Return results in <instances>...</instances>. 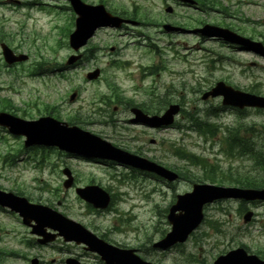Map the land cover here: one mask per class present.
Masks as SVG:
<instances>
[{"label":"rangeland","instance_id":"1","mask_svg":"<svg viewBox=\"0 0 264 264\" xmlns=\"http://www.w3.org/2000/svg\"><path fill=\"white\" fill-rule=\"evenodd\" d=\"M20 1L31 4L0 0V29L11 44L19 47L17 51L31 56V60L13 71L6 70L0 62V110L6 103L3 98H10L16 108L7 111L26 119L45 115L49 104L57 106L52 110L59 111L61 121L80 109L91 116L80 127L171 170L174 166L184 167L195 176L202 175L200 166L175 154V150L184 149L206 158L223 171H230L231 176L252 170L249 175L258 174V183L264 182L261 177L264 172L254 164V157L223 152L225 128L236 125L239 119L246 125L253 123V135L258 134L264 140V110L247 109L239 118L234 109L218 110L222 106L220 98H201L217 80L264 95V58L229 48L217 40L203 42L188 31L202 21L232 26L264 41V0H216L220 5L215 0L212 4L195 0L200 9L164 0H84L102 3L110 11L123 12L141 24L119 30L98 29L83 48L82 61L64 70L66 77L57 68L66 65L67 57L73 53L68 34L73 29L74 13L68 1ZM167 4L173 7L171 13L165 11ZM163 23L185 30L166 32L162 30ZM39 63L42 67L57 64V68L35 74L34 66ZM95 68L100 69L99 77L87 81L86 72ZM114 84L135 102L146 98L147 93L167 95L164 107L179 102L184 113L206 118L214 125L213 134L202 135L196 130L176 127L152 130L134 126L126 122L130 115L124 107L113 111L117 125L96 123L105 120V106L99 98L114 97ZM73 90L78 95L71 102L68 97ZM159 106L160 103L156 104V109ZM206 110L215 111L216 115L204 117ZM151 140L155 142L150 143ZM45 150L26 149L23 137L0 128V188L22 192L33 202L51 206L111 244L136 248L139 256L155 264H211L218 255L240 246L264 259V203L243 206L237 200H218L208 204L203 221L188 240L163 252L152 248V243L170 229L166 219L169 205L177 194L190 191L192 183L200 181L184 178L167 183L126 165L99 163L55 148ZM64 167L71 170L77 186L95 183L109 191L113 196L111 207L96 211L77 196L73 187L65 189ZM246 209L253 212V218L244 223L242 215ZM34 240L35 235L16 214L0 210V264H30L34 257L39 258L38 264H65L68 256H78L82 264H103L95 253L73 243L58 239L40 245Z\"/></svg>","mask_w":264,"mask_h":264},{"label":"water","instance_id":"2","mask_svg":"<svg viewBox=\"0 0 264 264\" xmlns=\"http://www.w3.org/2000/svg\"><path fill=\"white\" fill-rule=\"evenodd\" d=\"M69 1L77 14L75 28L69 35V45L75 51L86 44L97 27L103 25L120 26L124 21L118 16L111 15L101 4L89 5L81 0ZM167 10L170 11V8ZM165 28L169 29L168 26H165ZM195 31L206 36H221L231 42H239L248 45L254 51L264 53L260 42H251L243 39V37L225 28L205 24L202 28ZM2 48L5 59L8 62L21 59V57H12L10 50L5 45H2ZM79 57V55H71L67 63L71 64ZM98 74L99 70L96 69L93 72H89L87 78L94 79ZM217 95L223 96V104L264 108V97L234 90L221 81L217 82L211 90L205 92L202 97L207 98L208 96ZM74 96L75 93L70 96V99H73ZM131 111L135 115L132 119L133 122H140L150 126H161L172 123L174 115L179 111V106L176 104L170 105L160 116H148L138 108H132ZM0 125L7 127L13 134L25 135V146L35 144L58 146L60 149L71 153L87 157L107 158L119 163L129 164L154 172L169 181L177 177L176 173L155 162L116 148L95 134L85 131L76 125L68 126L66 123L57 121L50 116L40 117L36 120H25L6 112H0ZM63 172L67 176L64 181V187L68 188L71 186L73 178L68 169H64ZM76 193L94 207L104 208L110 201L109 194L98 185L76 188ZM220 198L264 201V188L243 189L208 183L194 184L191 192L177 195L176 201L169 207L167 219L171 225V230L159 241L155 242L153 246L166 249L177 242L185 241L188 234L200 223L203 217V205ZM0 205L17 211L22 216L23 223L32 227V233L43 237L39 239L42 243L55 238V234L45 230L46 228H51L58 230L59 235H62L65 241H75L78 244L84 243L87 246V250L96 251L100 254L106 264H152L141 259L134 249L121 248L109 244L99 239L80 223L67 218L50 207L30 203L25 197L0 190ZM251 216L252 212H246L243 216L244 222L249 221ZM32 220L34 224H31ZM31 263L35 264L36 260H31ZM67 263L73 264L74 262L67 260ZM212 264H264V260H260L255 255H249L244 248L238 247L218 256Z\"/></svg>","mask_w":264,"mask_h":264},{"label":"trees","instance_id":"3","mask_svg":"<svg viewBox=\"0 0 264 264\" xmlns=\"http://www.w3.org/2000/svg\"><path fill=\"white\" fill-rule=\"evenodd\" d=\"M115 95L116 98L119 97L117 92ZM165 99L166 98L164 97L160 98L159 110H162L165 106V104H162L163 102H165ZM150 109L159 111L158 108L156 109V105L152 106V108ZM181 113H183L182 116H185L190 123L197 125L201 131H210V133L213 134L212 126H209V129L207 130L203 129L201 125H203L204 122L198 115L187 114V112L184 113V110H182ZM68 121L77 123L85 121V118L80 114L79 111H77L75 114H71L68 116ZM253 129V123H250V125H246V123L242 121H239L237 126L228 129L223 152L227 155L232 156L247 155L249 158L252 156L256 160L254 164L260 166L261 170L264 172V140H262L258 134H255V139H252L250 135L253 134ZM175 151H177L175 152V154L180 158L187 160L192 165L200 166V168L203 170L201 176H195V174H191L190 171L188 169H184V167L179 168L174 166V169L179 172L180 177L189 178L191 180L194 179L197 181H209L215 183L230 182L236 183V185L247 187H256L259 186L257 184H264V182L258 183L260 181L258 180L260 179L258 174H256L255 177H251V175H249L251 174L252 170H248L247 172L240 171L242 172V174L231 176L229 174L230 171H223L218 165L207 162L206 158L202 156L196 155L184 149H177ZM188 173L190 175H188ZM261 177L264 179L262 175Z\"/></svg>","mask_w":264,"mask_h":264},{"label":"flooded vegetation","instance_id":"4","mask_svg":"<svg viewBox=\"0 0 264 264\" xmlns=\"http://www.w3.org/2000/svg\"><path fill=\"white\" fill-rule=\"evenodd\" d=\"M14 1V0H13ZM15 3H21V1H14ZM172 3H174V4H179L178 2H175V1H172ZM137 24V23H136ZM138 24H140V21H138ZM128 25H131V24H127V25H124L125 27H129ZM236 31V30H235ZM238 32H242L241 30H237ZM5 38L7 39V37L5 36ZM0 39H4V38H0ZM4 40H2V41H0V43L1 42H3ZM5 42V41H4ZM7 42V44L9 45V47L14 51V52H16L17 53V50L19 49L18 47H15V45H13V44H9V42L8 41H6ZM233 47H235V48H239V47H237V46H233ZM240 49V48H239ZM0 59H1V61H3V57H2V54H1V51H0ZM128 109H129V107H128ZM113 111H116L115 110V108L113 109ZM129 119H127V121H128ZM119 121V120H118Z\"/></svg>","mask_w":264,"mask_h":264}]
</instances>
